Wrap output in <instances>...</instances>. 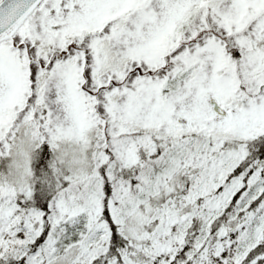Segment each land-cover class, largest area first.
Segmentation results:
<instances>
[{
    "label": "snow or ice",
    "instance_id": "6c2138e0",
    "mask_svg": "<svg viewBox=\"0 0 264 264\" xmlns=\"http://www.w3.org/2000/svg\"><path fill=\"white\" fill-rule=\"evenodd\" d=\"M0 264H264V0H0Z\"/></svg>",
    "mask_w": 264,
    "mask_h": 264
}]
</instances>
